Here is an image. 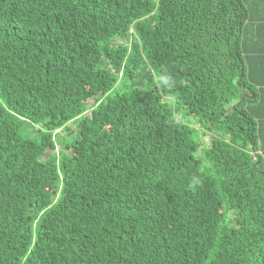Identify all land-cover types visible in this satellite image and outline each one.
Listing matches in <instances>:
<instances>
[{
  "label": "trees",
  "instance_id": "16d2710c",
  "mask_svg": "<svg viewBox=\"0 0 264 264\" xmlns=\"http://www.w3.org/2000/svg\"><path fill=\"white\" fill-rule=\"evenodd\" d=\"M262 65L264 0H0V264H264Z\"/></svg>",
  "mask_w": 264,
  "mask_h": 264
},
{
  "label": "rangeland",
  "instance_id": "374dc122",
  "mask_svg": "<svg viewBox=\"0 0 264 264\" xmlns=\"http://www.w3.org/2000/svg\"><path fill=\"white\" fill-rule=\"evenodd\" d=\"M141 89H144L146 86L142 83L139 85ZM93 106V103L88 102V108H91ZM188 121L189 123L192 124V126L196 129L197 133H198V137H199V142H200V148L197 151V156L200 157V159H202V149L207 146L208 144V137L204 136L203 134H201V129L200 126L198 124L194 123V120L190 117H188ZM45 124V121H42V124H38L35 125L33 128L29 127L28 125H24L23 129L21 131V133L23 134L24 137H27L29 139H35L37 138L40 134L45 133V129L43 127V125ZM73 125H72V129H73ZM50 138L53 139V136L51 135ZM62 138H64V135L62 134ZM58 146H55V151H57ZM231 217V216H230Z\"/></svg>",
  "mask_w": 264,
  "mask_h": 264
},
{
  "label": "crops",
  "instance_id": "0c3cea01",
  "mask_svg": "<svg viewBox=\"0 0 264 264\" xmlns=\"http://www.w3.org/2000/svg\"><path fill=\"white\" fill-rule=\"evenodd\" d=\"M262 68H264V65H262Z\"/></svg>",
  "mask_w": 264,
  "mask_h": 264
}]
</instances>
